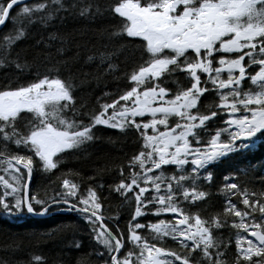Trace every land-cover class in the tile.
Masks as SVG:
<instances>
[{
  "label": "snow or ice",
  "instance_id": "6c2138e0",
  "mask_svg": "<svg viewBox=\"0 0 264 264\" xmlns=\"http://www.w3.org/2000/svg\"><path fill=\"white\" fill-rule=\"evenodd\" d=\"M70 7L93 19L107 12L116 21L108 38L139 52L138 61L124 74L127 90L110 102L97 98L90 110L77 104L72 78H61L60 61L24 84L0 88V171L7 175H0V213L43 216L64 205L102 246L103 264H229L222 257L231 238L214 236L222 228L236 230L231 264H264V189L250 191L225 177L222 210L202 218L206 209L197 208L208 196L202 188L213 179L210 168L264 148V0H88ZM64 10L63 0H0V26L12 24L0 36V67L30 68L13 54L16 43L30 26L47 28ZM98 55L106 72L115 70L113 52ZM205 96L212 100L203 103ZM99 125L136 134L138 150L117 166L119 181L109 186L132 207L123 228L119 213L107 217L111 228L104 223L91 184L86 195L66 177L51 196L38 198L30 189L34 169H56L63 155L94 139ZM165 214L170 219L160 218ZM147 216L155 222H139ZM169 240L172 246H162ZM32 260L40 264L42 257Z\"/></svg>",
  "mask_w": 264,
  "mask_h": 264
},
{
  "label": "trees",
  "instance_id": "16d2710c",
  "mask_svg": "<svg viewBox=\"0 0 264 264\" xmlns=\"http://www.w3.org/2000/svg\"><path fill=\"white\" fill-rule=\"evenodd\" d=\"M36 2L40 0H30L26 3ZM63 2L66 10L62 11L51 25L47 28L38 24L30 26L26 36L16 43L13 54L19 52L21 58L28 61L30 68L20 71L13 66L0 67V88L9 84H24L32 80L37 73H45L47 68L53 67L55 61H60L57 66L61 78H72L77 104H84L90 110L98 104L97 98H100L99 103L110 102L116 94L127 90L128 82L124 74L138 61L140 54L121 47L123 41L108 38L107 33L113 30L112 26L116 21L107 12L95 19L81 17L78 8L74 10L70 6L87 4L88 0ZM99 2L106 5L108 0ZM22 6L23 4L20 5ZM11 28V22H7L0 30V36L8 33ZM49 33L56 34L58 38L50 40ZM59 37H63L62 43ZM42 38L48 47H45V43L37 45V41ZM61 46L63 52L57 55L56 50ZM105 50L113 52L111 63L115 65V70L112 72L105 71L107 62L102 64L98 55ZM45 52L53 56L51 64L45 63L42 55ZM89 56L94 59L88 60ZM105 93L109 96L105 97ZM211 100L212 97L205 96L202 102L209 103ZM134 149L138 150L134 131L121 132L119 129L99 125L94 130V139L79 150L63 155L56 169L50 173L39 168L34 169L30 189L38 193V198H43L45 191L51 196V189L59 190L58 184L66 177L79 183V191L86 195L84 189L91 184L103 202L101 214L106 218L104 223L111 228L112 222L107 217L119 213L120 225L123 228L130 218L132 207L118 193L111 191L109 186L118 183L120 176L117 166L132 155ZM248 161L253 165L250 169L245 168ZM262 164L264 148L257 147L254 152L233 155L230 160L210 168L213 179L205 182L202 188L208 196L204 198L203 203L197 202V208L206 209L199 213L202 218L222 210L225 193L221 191V187L226 182L225 177H233L227 182L238 183L250 191L264 189L261 184L264 180ZM101 169L104 171H100ZM168 172L170 173L171 169ZM0 175L7 178L2 171ZM89 177L93 179L89 180ZM49 181L53 183L49 184ZM98 185L103 187H97ZM2 191L0 188V193ZM232 199L235 200L234 197ZM35 207L39 209V205ZM242 207L243 205L238 204V208ZM160 218L167 220L170 216L165 214ZM146 220L155 222L152 216H147L139 222L145 223ZM144 234L146 233H142ZM214 236L221 241L231 238L232 243L225 249V256L222 257L231 264L235 255L236 230L231 229V233L228 228L214 230ZM75 241L80 242L79 247L75 246ZM162 246H172L171 241H166ZM101 250L102 246H97L96 242L89 238V230L81 216L76 212L67 211L64 205L51 206V210L43 216L25 213L14 219L0 213V264H37L32 260V257L37 255L42 257L40 264H103L104 258L97 254Z\"/></svg>",
  "mask_w": 264,
  "mask_h": 264
},
{
  "label": "water",
  "instance_id": "95a60500",
  "mask_svg": "<svg viewBox=\"0 0 264 264\" xmlns=\"http://www.w3.org/2000/svg\"><path fill=\"white\" fill-rule=\"evenodd\" d=\"M28 1H30V0H24V3H26V2H28ZM22 5V4H21ZM6 25V24H5ZM5 25H3V26H0V30L5 26ZM32 179V178H31ZM30 184H31V180H30ZM37 216V215H36ZM40 216V215H39ZM252 238V237H251ZM254 239V238H253Z\"/></svg>",
  "mask_w": 264,
  "mask_h": 264
}]
</instances>
